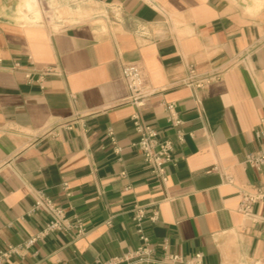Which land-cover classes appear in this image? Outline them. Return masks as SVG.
I'll list each match as a JSON object with an SVG mask.
<instances>
[{
    "label": "crops",
    "instance_id": "obj_1",
    "mask_svg": "<svg viewBox=\"0 0 264 264\" xmlns=\"http://www.w3.org/2000/svg\"><path fill=\"white\" fill-rule=\"evenodd\" d=\"M23 1L0 0V264H264V199L239 210L264 193L247 162L264 150V0H48L49 21ZM127 63L157 90L139 113L173 144L166 182L136 145ZM190 68L222 76L196 90ZM39 193L72 227L30 243L50 220Z\"/></svg>",
    "mask_w": 264,
    "mask_h": 264
},
{
    "label": "built area",
    "instance_id": "obj_2",
    "mask_svg": "<svg viewBox=\"0 0 264 264\" xmlns=\"http://www.w3.org/2000/svg\"><path fill=\"white\" fill-rule=\"evenodd\" d=\"M39 5L41 12L46 20H52L53 17L58 15V8L52 6L48 0H39ZM1 65V61H0ZM16 67H19L16 64ZM222 72L215 69L207 73H197L193 68H190L188 74L179 83L181 85L201 90L205 89L212 83L219 81L221 79ZM26 78L31 82V73L26 74ZM122 78L127 87L128 95L124 100V103L130 104L137 109V112L133 114L132 121L136 131L140 134V140L136 144L144 155L145 162L150 164L153 168L154 173L160 178L162 182L167 181L166 176V165L172 161L173 144L169 140L161 141L158 138L157 130L145 124L139 113V110L143 108L150 98L156 94L157 90L152 88L147 82L146 76L144 74L143 67L137 63H127L122 66ZM166 111L168 114V121L174 125L178 126L182 122L176 111V105L174 103H168L166 105ZM112 136V133H110ZM182 140V136H179ZM247 162L260 170L264 166V150H260L255 154H251L247 158ZM67 188V184H65ZM264 199V193L257 190L256 192H240V204L239 210L246 216L252 217L253 205ZM33 210H43L49 216L50 220L46 224V227L37 236L30 240V243L42 238L52 232L56 231H66L72 227L69 219L65 216V211L60 206L56 205L54 201L42 193H39L35 198V204ZM145 211L137 208L136 217L138 220H142L145 217ZM156 216L151 217V220L155 221ZM79 233L82 232L80 226L78 228ZM142 251H137L133 254H129L122 258H117L106 262L105 264H123L129 263L131 259L141 255ZM9 256V253H0V260ZM170 264L185 263V264H202V255L196 254L188 260H184L180 256H170L167 260ZM255 264H260L256 262Z\"/></svg>",
    "mask_w": 264,
    "mask_h": 264
},
{
    "label": "bare ground",
    "instance_id": "obj_3",
    "mask_svg": "<svg viewBox=\"0 0 264 264\" xmlns=\"http://www.w3.org/2000/svg\"><path fill=\"white\" fill-rule=\"evenodd\" d=\"M27 10L28 12H32L34 14V21H38L41 19V13L38 10V3L34 0H24L22 6L20 7V12L23 13V10ZM28 18V17H26Z\"/></svg>",
    "mask_w": 264,
    "mask_h": 264
},
{
    "label": "rangeland",
    "instance_id": "obj_4",
    "mask_svg": "<svg viewBox=\"0 0 264 264\" xmlns=\"http://www.w3.org/2000/svg\"><path fill=\"white\" fill-rule=\"evenodd\" d=\"M68 11L67 9H63L61 12L64 14V15H67L68 14ZM103 23V22H102Z\"/></svg>",
    "mask_w": 264,
    "mask_h": 264
}]
</instances>
